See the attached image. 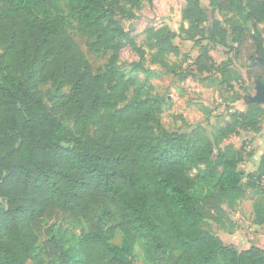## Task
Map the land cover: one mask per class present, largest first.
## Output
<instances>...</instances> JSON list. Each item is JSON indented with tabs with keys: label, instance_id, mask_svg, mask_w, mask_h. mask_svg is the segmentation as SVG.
Here are the masks:
<instances>
[{
	"label": "trees",
	"instance_id": "obj_1",
	"mask_svg": "<svg viewBox=\"0 0 264 264\" xmlns=\"http://www.w3.org/2000/svg\"><path fill=\"white\" fill-rule=\"evenodd\" d=\"M185 1L189 37L224 46L230 37L247 78L264 83V0H211L233 15L229 28L215 20L206 28L210 18L200 0ZM0 3V264H132L124 255L138 237L157 264H219L225 251L231 264H264V248L229 247L204 228L213 223L235 234L239 225L227 209L248 189L264 193V158L246 173L242 151L221 148L240 130L260 132L263 107L249 103L210 137L204 128L156 135L150 122L166 98L150 96L148 81L145 100L117 108L127 84L114 61L131 40L109 0ZM170 33L158 31L156 41L162 53L178 54ZM79 37L90 39L89 52L109 58L104 69L89 63ZM140 53L134 72L144 70ZM204 55L200 72L210 68ZM230 64L218 70L223 81ZM49 82L53 107L39 90ZM255 212L254 224L264 225L263 208ZM118 234L122 248L112 245Z\"/></svg>",
	"mask_w": 264,
	"mask_h": 264
},
{
	"label": "rangeland",
	"instance_id": "obj_2",
	"mask_svg": "<svg viewBox=\"0 0 264 264\" xmlns=\"http://www.w3.org/2000/svg\"><path fill=\"white\" fill-rule=\"evenodd\" d=\"M109 1L115 19L131 40L124 42L114 61L123 75L122 81L127 84L123 100L117 108L136 101V98L145 100L149 92H141V88L148 81L152 86L150 96L166 98L158 120L150 122L154 134L191 133L195 128H204L206 135L210 137L217 129L227 126L235 112L246 111L248 104L257 97L258 81L247 78L248 65L234 57V44L230 37L229 45L224 46L213 44L203 35L191 39L186 33L189 23L184 17L187 6L185 0H153L152 3L142 1L138 7L133 6L131 0H120L118 5L113 0ZM200 2L210 18L204 25L206 28H210L214 20L229 28L233 16L231 13L220 11L211 0ZM62 3L66 6L67 0H62ZM130 14L134 16L133 19L128 17ZM162 30L171 31L172 42L180 50L178 54L171 51L162 53L155 36V33ZM78 41L87 53L89 63L95 69H104L109 58L89 52V38L79 37ZM142 50L145 52L144 70L134 72L132 68L141 61ZM204 52L206 55L203 60L210 68L200 72L197 59ZM158 60L163 61L165 66L158 63ZM228 61H232L228 66L229 80L223 81L218 70ZM171 70L176 72L175 75L169 73ZM39 90L46 103L53 107V84H41ZM69 91V87H64L60 93L67 95ZM256 104L264 108V102ZM260 127L261 131L258 133L240 130L238 134L230 135L221 145L222 149L233 146L242 151L244 160L240 169L246 173L256 171L264 158V114ZM195 173L194 171L193 175ZM256 205L264 210V193L261 189H248L246 197L235 209H227L239 225L235 234L230 235L213 223L205 224L204 228L218 235L229 247L235 246L243 250L257 245L264 248V225L254 224ZM46 239L47 236L40 238L39 247ZM112 245L123 247L120 234L112 241ZM124 258L132 264H157L156 259L148 253L146 241L141 237H138L132 254H125ZM27 264L34 263L29 260ZM219 264H231L229 251L220 255Z\"/></svg>",
	"mask_w": 264,
	"mask_h": 264
},
{
	"label": "water",
	"instance_id": "obj_3",
	"mask_svg": "<svg viewBox=\"0 0 264 264\" xmlns=\"http://www.w3.org/2000/svg\"><path fill=\"white\" fill-rule=\"evenodd\" d=\"M261 61L264 63V59H261ZM260 102H264V83L258 81L257 97L253 98L251 103H260Z\"/></svg>",
	"mask_w": 264,
	"mask_h": 264
}]
</instances>
